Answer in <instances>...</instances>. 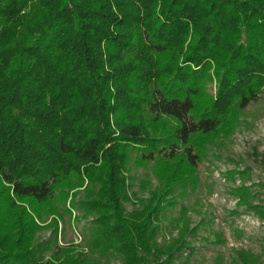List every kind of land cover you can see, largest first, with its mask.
<instances>
[{"label": "trees", "instance_id": "1", "mask_svg": "<svg viewBox=\"0 0 264 264\" xmlns=\"http://www.w3.org/2000/svg\"><path fill=\"white\" fill-rule=\"evenodd\" d=\"M263 93L264 0H0V264H173L160 212ZM132 158L161 187L127 213ZM74 209L95 216L77 258Z\"/></svg>", "mask_w": 264, "mask_h": 264}, {"label": "rangeland", "instance_id": "2", "mask_svg": "<svg viewBox=\"0 0 264 264\" xmlns=\"http://www.w3.org/2000/svg\"><path fill=\"white\" fill-rule=\"evenodd\" d=\"M215 89L216 85L214 93ZM234 127L229 136L213 137L199 166V189L186 198L175 196L176 204L158 216V246L167 251L182 237L187 243L175 251L173 264H264V93L250 103ZM127 169L131 200L125 207L132 213L142 208L161 183L154 164L138 166L132 158ZM83 198L81 191L77 201ZM94 217L84 218L74 209L59 222L57 242L62 247L79 246L71 253L74 258L88 252L85 241ZM50 220L38 223L45 226ZM53 231H39L35 246L53 239ZM52 255L46 251L44 262ZM108 264L124 261L118 257Z\"/></svg>", "mask_w": 264, "mask_h": 264}]
</instances>
